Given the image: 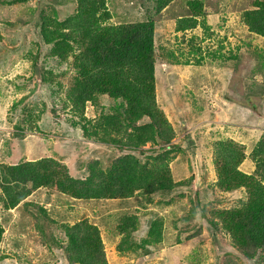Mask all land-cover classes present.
<instances>
[{
	"label": "trees",
	"instance_id": "trees-1",
	"mask_svg": "<svg viewBox=\"0 0 264 264\" xmlns=\"http://www.w3.org/2000/svg\"><path fill=\"white\" fill-rule=\"evenodd\" d=\"M25 1H0V26L12 29L22 20L25 23L34 22L35 28L32 35L26 34L25 30L20 32L22 37L16 39L22 47L14 55L21 50L23 53L18 54V59L14 61H11L10 55L5 57L7 71L0 67V75H4L14 70L18 63L25 74L26 65L32 66L29 78L15 76L19 81L13 84L14 88H7L0 94V106L5 107L9 96L29 93L15 102L9 111L8 116L15 120L10 121L15 124L16 133L13 136L22 141L28 137V132H42V124L50 121L58 129L68 126L80 130L84 140L101 149L117 148L132 154L116 157L107 163L91 159L82 168L87 175L79 176L61 160L48 156L10 163L11 142L5 140V134L0 131V261L8 258L1 255L5 243L10 245V250H15L14 254L23 255L29 247V241L25 240L30 236L29 226L22 229L15 227L11 229L12 236L6 237L4 219L10 218L11 212L21 206L25 210L34 206L29 199L44 185L42 175L45 172L62 190L72 188L77 191L76 197L80 201H103L107 196L119 200L138 198L143 212L125 213L119 218L116 217L118 212L114 213L117 223L110 230L115 240L121 238L116 244L118 253L123 257L138 256L137 264H141L139 258L145 255L140 253L147 252L148 248L160 247L162 243L157 244L155 237L164 236V220L158 219L157 212H149L153 209L161 212L165 205L170 204V208L174 209L171 217L175 220L174 227L170 226L172 233L184 231L185 236H195L207 227L212 232L211 238L218 240L220 237L228 242L226 245L232 255L224 264H264V130L258 132L261 135L248 148L233 139L217 140L215 135L210 136L212 164L219 192L243 197L231 208L208 210L205 204L193 200L190 195L185 202L183 190L191 188L192 180H180L181 177L170 168V163L176 159L173 153L181 148V143L174 142L177 129L169 121L157 94V85L161 80L159 74L165 70L164 66L171 80L173 77L178 80L177 73L185 71L192 59L194 66L190 67L192 73H189L191 78L187 83L191 93L195 90L203 97L209 95L199 91L203 84L215 90L214 70L218 69L222 74L236 70L235 75L239 71L240 53L224 55L221 46L218 51L204 54L198 47V37L190 39V49L185 48L182 35L199 26L208 33L206 36H214L209 23L215 13L211 14V10L207 9L205 0L187 1L189 15L176 20L174 32L179 37L175 43L158 41V36L162 37L159 26L162 12L174 0H152L150 6L153 7L142 15L143 21L119 23L113 21L115 14L109 10L110 0H47L40 8L26 5L24 10ZM62 5L73 6L72 12L64 19L57 10ZM20 12L21 15L14 19L13 16ZM242 22L244 36L250 33L264 40V0L255 1L253 8L243 13ZM36 67H39L40 80L36 76ZM39 89L47 93L43 99L48 98L47 102H42L41 109H38V102L31 100ZM262 94L256 93V84L251 85L249 93L245 91L242 97L245 100L237 101L234 109L237 111L246 107L249 102L253 104L252 100L256 98L263 108ZM197 95L190 103L194 112L197 117L213 122L219 112L211 111L208 102ZM234 95L238 96V92ZM184 97L186 94L181 92L180 98ZM221 97L230 102L227 91L222 92ZM31 102L34 104L31 105ZM202 104L205 107L203 110ZM88 106L97 109L98 115L88 118ZM226 110L233 109L226 107ZM253 110L258 111L255 107ZM229 119L227 125L231 127L249 125L248 122L239 124ZM0 125H3L1 119ZM58 129L53 132L56 139L61 135ZM180 129L185 132L186 127ZM183 140L188 148H196L190 133ZM148 145L150 149H146ZM55 185L51 182L47 187ZM148 205L152 207L151 211L146 208ZM40 211L46 218L49 217L44 207ZM147 215L153 218L146 220L148 229L139 243L137 238L146 229L144 226L141 230V217ZM31 220L39 227L40 234L43 233L56 245L68 264H108L101 231L87 218L63 225V237L60 238H54L55 232L48 233L41 228L36 218L31 217ZM7 221L10 223L9 219ZM176 226H187L188 229L177 230ZM166 231L169 232L168 229ZM46 247L55 249L51 245ZM50 255L55 257V251L51 250ZM189 262L198 264L193 253L189 255ZM50 263L54 262L45 259L42 264Z\"/></svg>",
	"mask_w": 264,
	"mask_h": 264
},
{
	"label": "rangeland",
	"instance_id": "rangeland-1",
	"mask_svg": "<svg viewBox=\"0 0 264 264\" xmlns=\"http://www.w3.org/2000/svg\"><path fill=\"white\" fill-rule=\"evenodd\" d=\"M187 1L174 0L162 12L163 18L159 20L162 37L159 38L158 36V41L175 43V39L179 37L174 32L176 20L189 15ZM218 1H220L219 5ZM255 1L257 0H205L207 9L211 10V14L215 13L209 23V27L214 36H206L208 33L202 29V26L185 34V36L182 35L185 40V48L187 49H190V39L192 37H198V47L202 48L204 54H207L209 51H218L221 46L224 48L222 53H226L227 56L230 54L235 56L240 53L241 55H239L238 59V74L235 75L236 70L228 71L225 74L218 72V69L214 70L213 78L215 81L212 80L214 81L215 90H211L207 84L199 87L201 93L209 94L207 97L197 95L195 90L192 93L190 91V86L187 81L191 78L189 73H192V70L190 67L192 68L194 66L192 59H190L189 66L185 69L186 72L182 70L177 73L178 80L174 77L171 80V76H168L170 73H167L166 66H164L163 69L165 70L163 72L166 71L167 75L163 74V72L159 74L161 80L157 85V94L163 108L167 112L169 121L177 129V138L174 142L175 144L181 143V148H178L173 153L176 155V159L172 160L170 168L181 177L180 180H192L191 188L183 190L185 194L184 201L186 202L190 195L193 200H200L202 204H205L208 210L210 208H231L243 200V197L237 198L234 195L221 194L216 186L217 178L211 156V150H213L211 134L215 135L217 140L225 138L233 139L248 148L251 142L261 135L258 132L264 130V106L262 108L258 98L252 100L253 104L249 102L246 107L243 106L237 111L234 109L237 101L242 102L245 100L242 97L245 91L249 93V87L251 85L256 84V93L260 92V95L264 93V40L248 33H245L244 36L242 22L243 13L251 10ZM46 2L47 0H26L23 7L24 10L26 5L32 8H40ZM151 3L152 0H110L111 7L109 10L112 14H115L113 16L114 22H140L144 20L142 15L153 7L150 6ZM57 10L59 11L61 19H64L72 12L73 6L62 5L58 6ZM29 12L31 13L32 10H29ZM18 14L21 15V12L16 13L13 18L15 19L19 16ZM37 20L39 21V19ZM33 23L30 21L25 23L21 20V24L19 23V25L12 29H7L10 26H0V67L4 68V71H7L6 68L8 67V65L4 64L5 57L10 55V59L12 58L11 61H14L18 59L16 57L18 54L23 53V50H21L14 55V52L22 47L16 37H22L20 35L22 30H25L26 34L32 35L35 32ZM185 53L188 55V51H185ZM183 59L186 61V56ZM205 59L209 58L205 57ZM210 59L214 61L212 58ZM19 66L20 63L15 64L14 70L0 75V94L4 93L7 88H14L13 84L19 81L16 80L17 78L15 76L21 77L25 75L26 78H29L32 75L31 65H26V74ZM251 71L252 73L250 74ZM243 73H245L244 76ZM6 75L9 76L7 78L3 77ZM248 75L250 77L247 79ZM38 80H40V71ZM225 91H227L230 102L224 101L221 97L222 92ZM181 92L186 94V97L183 99L180 98ZM235 92H238V96L234 95ZM27 95L29 93L15 97L9 96L6 106H0V119L3 123L2 126L0 125V131L5 134V140L11 142L12 154L9 158L10 163L23 159L34 160L38 159V157L48 156L61 160L70 167L72 172H76L77 175L81 176L85 174L84 176H86L87 171L82 168L91 159L97 158L107 163L116 157L132 154L127 151L122 152L117 148L109 149L108 151L101 149L92 142L84 140L80 130L70 129L68 126L58 129L50 121H45L42 124V132L34 131L32 134L28 132L26 133L28 136L26 139L22 141L17 140L13 136L16 133V129L14 128L15 124L13 122L10 123V121L15 120H11L12 118L10 119L8 114L13 104L24 99ZM44 95H47V93L41 92L39 89L34 97L31 98V100L38 102V109L43 107L42 102L48 101L46 97L43 99ZM196 95L208 102V108L211 111L222 114H216L213 122H208L206 119L197 117V113L194 112L195 110L190 105ZM32 104L34 102H31ZM201 107L202 110L205 108L203 104ZM226 107L233 110H226ZM253 107L258 109V111L253 110ZM198 110L200 111V109ZM97 115V109L90 106L87 107L86 116L88 118H93ZM12 117L14 116L12 115ZM228 119L229 121L232 119L233 122L239 124L248 122L249 125L231 127L227 125ZM201 120L204 121L201 122ZM183 127H186L185 132L180 129ZM57 129L61 135L57 136L56 139L53 132L56 133ZM187 133L191 134L196 148H188L185 144L186 142L183 139H185ZM150 148V145L146 147V149ZM247 154L249 153L247 152ZM42 179L44 185L29 199V201L34 202V206L26 210L21 206L11 212L10 218L6 217L4 219L7 227L6 237L12 236L11 229L15 227L22 229L25 226H29L30 236L25 240L29 241L30 245L25 250L26 254L25 252L23 255H20L18 252L16 254L12 253L15 250H10V245L5 243L1 248V255L8 258H2L0 264H42L45 259H51L55 264H68L63 260L61 251L56 249V245L51 240L46 239L42 235L43 233L40 234L39 227H36V224L33 225L31 217L36 218L41 223V228L48 233L50 231L55 232L56 236L54 238L63 237V225L74 224L82 218H87L90 223L97 225L101 231L108 264H137L138 256L123 257L118 253L116 244L121 241V238L115 240L114 233L111 235L110 230L117 223V220L114 219V213L118 212L116 217L119 218V216L125 213L137 214L144 210L143 206H139L141 203L138 201V198L119 200L107 196L103 201H80L76 197L77 191L72 188H64L62 190L58 187V184L55 185L56 182L51 178L50 174L43 172ZM51 182L55 186L47 187V184ZM43 207L49 216L48 218L40 211V208ZM170 207H172L171 204L169 206L165 205V208H162L161 212L157 209L149 212H157L159 215L158 219L164 220V236L163 238L155 237L157 244L162 243L159 248H148L147 252L140 253L141 255L145 254L141 256V259L139 258L142 261L141 264H190V253L194 254L198 264H224L229 259L232 254L227 248L226 244L228 242L220 237H218V240L213 239L214 237L211 238L210 235L212 232L207 227L202 228L201 233L195 236H191V234L185 236L183 234L184 231L172 233L170 226H173L175 220L171 217L174 209ZM146 208L149 211L152 209L149 205ZM147 216L141 217V230L144 229V226L146 229L137 238L139 243H141V239L145 236L148 229L147 224H145L147 222L146 220L153 218L152 216ZM8 219L10 223H8ZM54 221H56L55 224H53ZM192 226H195V224ZM176 229L186 230L188 227L182 226L178 228L176 226ZM213 236L216 235L214 234ZM114 240L115 242H113ZM109 241L111 242L110 244ZM46 245H51L55 249H49ZM51 250L55 251V257L50 255Z\"/></svg>",
	"mask_w": 264,
	"mask_h": 264
},
{
	"label": "water",
	"instance_id": "water-1",
	"mask_svg": "<svg viewBox=\"0 0 264 264\" xmlns=\"http://www.w3.org/2000/svg\"><path fill=\"white\" fill-rule=\"evenodd\" d=\"M36 76L39 79V68L38 67H36Z\"/></svg>",
	"mask_w": 264,
	"mask_h": 264
},
{
	"label": "clouds",
	"instance_id": "clouds-1",
	"mask_svg": "<svg viewBox=\"0 0 264 264\" xmlns=\"http://www.w3.org/2000/svg\"><path fill=\"white\" fill-rule=\"evenodd\" d=\"M250 34V33H249ZM250 35H253V34H250Z\"/></svg>",
	"mask_w": 264,
	"mask_h": 264
}]
</instances>
